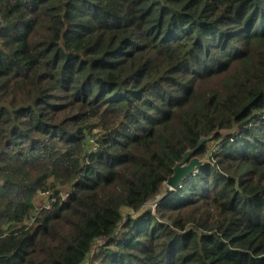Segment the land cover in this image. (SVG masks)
<instances>
[{
    "label": "trees",
    "instance_id": "16d2710c",
    "mask_svg": "<svg viewBox=\"0 0 264 264\" xmlns=\"http://www.w3.org/2000/svg\"><path fill=\"white\" fill-rule=\"evenodd\" d=\"M0 17V264H264V0Z\"/></svg>",
    "mask_w": 264,
    "mask_h": 264
},
{
    "label": "water",
    "instance_id": "95a60500",
    "mask_svg": "<svg viewBox=\"0 0 264 264\" xmlns=\"http://www.w3.org/2000/svg\"><path fill=\"white\" fill-rule=\"evenodd\" d=\"M218 133L219 131H216L208 137H203L202 139H200L196 149L187 151L184 154L182 161L174 167L173 175L167 181L168 188L165 191L164 197L160 198L162 201H165L168 195H170L172 192L177 191L186 180L191 179L194 175H196L200 170H202L209 164L208 161L200 160L194 157V155L204 145L211 142Z\"/></svg>",
    "mask_w": 264,
    "mask_h": 264
},
{
    "label": "rangeland",
    "instance_id": "374dc122",
    "mask_svg": "<svg viewBox=\"0 0 264 264\" xmlns=\"http://www.w3.org/2000/svg\"><path fill=\"white\" fill-rule=\"evenodd\" d=\"M38 204L39 205H42V206L47 204V206H49V198H48V195L47 194L46 195H44V194L40 195V197L38 199ZM152 205L153 204L148 205L145 209H150L152 207Z\"/></svg>",
    "mask_w": 264,
    "mask_h": 264
},
{
    "label": "built area",
    "instance_id": "2783aa9c",
    "mask_svg": "<svg viewBox=\"0 0 264 264\" xmlns=\"http://www.w3.org/2000/svg\"><path fill=\"white\" fill-rule=\"evenodd\" d=\"M3 26H4V23L2 21V18L0 17V30L3 28ZM47 208L49 209L50 208V205L47 206Z\"/></svg>",
    "mask_w": 264,
    "mask_h": 264
}]
</instances>
